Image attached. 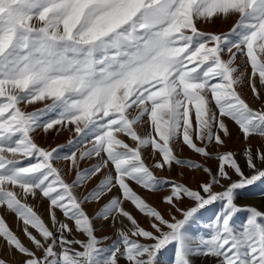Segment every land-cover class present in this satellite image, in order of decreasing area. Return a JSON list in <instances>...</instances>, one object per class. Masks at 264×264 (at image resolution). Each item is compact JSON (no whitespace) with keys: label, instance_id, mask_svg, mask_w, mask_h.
Segmentation results:
<instances>
[{"label":"snow or ice","instance_id":"snow-or-ice-1","mask_svg":"<svg viewBox=\"0 0 264 264\" xmlns=\"http://www.w3.org/2000/svg\"><path fill=\"white\" fill-rule=\"evenodd\" d=\"M261 184L264 0H0V264H264Z\"/></svg>","mask_w":264,"mask_h":264},{"label":"rangeland","instance_id":"rangeland-1","mask_svg":"<svg viewBox=\"0 0 264 264\" xmlns=\"http://www.w3.org/2000/svg\"><path fill=\"white\" fill-rule=\"evenodd\" d=\"M233 24V21L228 20V21H218L216 24L214 25H208L206 30L209 31H216V32H222L227 31ZM229 25V26H228ZM226 27V28H225ZM227 29V30H226ZM245 95L248 96L249 99H251V94L248 92L247 89H245ZM41 105H37V107H40ZM253 107H255L256 105L253 104ZM69 138V133L68 132H63L60 135H58L55 138V141H53V139L51 137H49L47 140H45L43 137L40 138V143L44 144V143H50V144H63L67 139ZM253 144L258 143L257 139H253L252 140ZM228 148L229 149H238L244 146L243 141L239 138V133L236 132L235 128L233 129V137L230 141L227 142ZM191 152L188 150H185L184 156L188 157L191 156ZM195 159H197V161L199 162V157H195ZM213 163L214 162H210ZM87 165H85L86 167ZM156 174L158 176L164 177V178H169V179H176L179 180L180 177L177 176V172L176 170H173L171 172H169L167 169L165 170H158L156 172ZM73 177H69V180H71ZM203 177L200 174H196V173H192L189 172L185 175V177L183 178L184 182L186 184L195 186L196 181L202 179ZM97 183V180H92L90 183L87 184L86 188L82 189L80 191V195L81 197H83V195H86L87 192L89 190H91V188ZM137 191H140L139 188H137ZM164 193H157L155 195L150 194L147 190H144L142 192V195H144L147 200L149 202H151L152 204H154L155 206H157L158 208H165L166 205H163L160 202V196L163 195ZM107 199V198H105ZM104 201H101L100 204H102ZM241 203H245V204H253L256 205L257 207L260 208H264V184L258 185V186H253L251 189L243 191L241 194ZM100 204H89L86 205V207L88 208L89 212H92L94 209H98L100 207ZM130 206V205H129ZM2 215L6 216V220L9 223V225L13 228V230L17 229V223H16V218L14 215L11 214H5V213H0ZM212 211H209L207 213H205V219L203 221H201L202 223L208 222V217L212 216ZM138 218L141 220V222H143V214H139L137 213ZM44 219L47 220L48 216L45 213L44 214ZM246 219V214L241 213L238 214L237 217L235 218L237 223H242L244 222V220ZM201 224H196L192 226V231L194 232H198L201 231ZM97 227L99 228V224L97 225ZM113 233V229L110 225L105 224L103 227L102 231H97V236L98 237H103L105 235L109 236V239L107 241H105V244H110L112 239H114V236H112ZM2 255L8 259L11 264H15V260L19 259V257H15L13 258L11 256V254L8 251H4L2 253ZM168 259H171L174 261V249L170 250V252L168 253ZM197 264H212V261L210 260H204L203 262L198 261Z\"/></svg>","mask_w":264,"mask_h":264},{"label":"bare ground","instance_id":"bare-ground-1","mask_svg":"<svg viewBox=\"0 0 264 264\" xmlns=\"http://www.w3.org/2000/svg\"><path fill=\"white\" fill-rule=\"evenodd\" d=\"M232 21V20H231ZM229 26V25H228ZM226 28V27H225ZM227 30V29H226ZM224 31H225V29H224Z\"/></svg>","mask_w":264,"mask_h":264}]
</instances>
